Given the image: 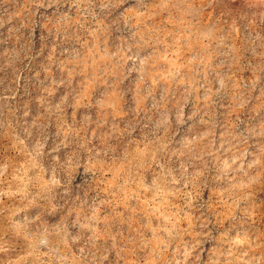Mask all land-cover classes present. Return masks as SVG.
Masks as SVG:
<instances>
[{
  "label": "rangeland",
  "instance_id": "rangeland-1",
  "mask_svg": "<svg viewBox=\"0 0 264 264\" xmlns=\"http://www.w3.org/2000/svg\"><path fill=\"white\" fill-rule=\"evenodd\" d=\"M0 264H264V0H0Z\"/></svg>",
  "mask_w": 264,
  "mask_h": 264
}]
</instances>
